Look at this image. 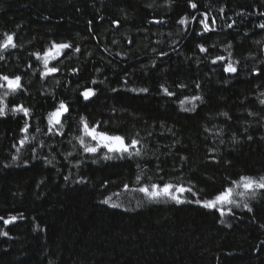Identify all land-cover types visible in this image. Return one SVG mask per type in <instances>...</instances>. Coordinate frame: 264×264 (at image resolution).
Listing matches in <instances>:
<instances>
[{
    "label": "trees",
    "instance_id": "16d2710c",
    "mask_svg": "<svg viewBox=\"0 0 264 264\" xmlns=\"http://www.w3.org/2000/svg\"><path fill=\"white\" fill-rule=\"evenodd\" d=\"M194 2L196 10L189 0H0V34L15 33L18 44L3 53L0 74L20 75L24 87L7 103L31 109L23 148L21 114L0 118V217H17L0 220L8 233L0 264H264V194L236 197L240 207L221 216L138 191L172 183L192 187L198 196L185 197L195 201L241 175H264V0ZM201 12L216 19L215 31L197 34L191 17ZM186 15L185 29L178 20ZM53 41L80 51L66 50L53 62L60 71L41 79L31 54ZM229 54L235 74L211 62ZM87 88L96 95L85 101ZM193 96L201 100L182 111ZM61 100L64 134L48 135L47 113ZM81 116L140 140L144 155L85 154L73 139Z\"/></svg>",
    "mask_w": 264,
    "mask_h": 264
},
{
    "label": "snow or ice",
    "instance_id": "6c2138e0",
    "mask_svg": "<svg viewBox=\"0 0 264 264\" xmlns=\"http://www.w3.org/2000/svg\"><path fill=\"white\" fill-rule=\"evenodd\" d=\"M189 7L192 10H196L198 5L194 0H189ZM223 12V9H220ZM264 15V13H261ZM197 15L201 16L202 19L197 21ZM154 23H161V21H153ZM191 22H198L202 28V32H198V35H203L204 33L215 31L216 19L212 18L211 23H209V15L207 13H197L191 17ZM91 23V22H89ZM178 23L181 26H186L190 23L188 16H184L178 20ZM229 28L232 27L231 24L228 25ZM261 29H264V23L258 25ZM18 47L17 37L15 33H2L0 34V60H4L5 56L3 53L14 50ZM200 52H207V49L203 45H198ZM72 49L75 52H79V47L73 48V45L67 42L57 43L53 41L50 46L41 54L39 52L32 53L31 55L35 56L36 60L42 63V70L40 71V78L45 79L49 76L55 75L60 71V68L56 66L53 62L59 61L61 57L66 55V50ZM166 55V53H162ZM227 59V63H224ZM213 64L218 62L223 65V72L228 74H235L237 68L235 66V61L231 59V54L228 58L224 56H217L211 61ZM51 65V66H50ZM31 67V65H29ZM76 70H74L75 72ZM259 75V73H256ZM93 84L96 83L95 80L92 81ZM197 88L199 85H196ZM162 87V91L165 95L171 97L174 96V92H170L168 88ZM183 88L184 85H179ZM24 91L22 84V77L20 75L9 76L7 74H0V118L6 117L9 113L16 116L21 114L24 124L21 128V132L24 133V137L19 141L20 148H23L28 142V132L31 127L29 121L31 119V109L24 106L23 104H15L11 108L7 103V98L12 95H16ZM141 92H147L148 89L142 88L139 89ZM80 95L85 101L89 100L91 97L96 95L95 90L87 88L83 90ZM201 100L200 96H193L190 99L185 98L180 101L182 111H191V109L184 108L183 105L186 103H191L195 107V101ZM264 104V100L261 101ZM69 113V106L64 102L60 101L54 109L47 113V133L52 136H62L63 128L66 123V117ZM222 115L227 116V113ZM79 131L80 135L73 137L80 147L83 149L85 154L96 155L101 149L105 150L102 158L104 160H114V159H125L132 157H142L144 153L140 147L141 141L138 139L127 140L122 135L110 134L101 129L100 122H95L90 124L88 120L81 116L79 120ZM37 132L40 131L39 128L36 129ZM251 139V137H249ZM20 148H17V152L20 151ZM72 153H68L71 155ZM13 160H16V157L13 156ZM141 176L137 175V183H140ZM67 179V177H65ZM82 182V181H78ZM127 189V185L124 186ZM239 190V191H238ZM139 192L153 203H158L160 200L171 201L177 205L184 203H196L207 210H215L220 213L221 216H224L226 213L224 209L228 207V214H231V207H240V203L237 201L236 197H239L243 200L245 197L255 198L258 194H264V175L259 177H253L250 175H241L238 179L230 182L228 186H221L211 198L200 199L197 198L195 201L185 197V193H191L192 196H198L196 191H193L192 187H184L183 185H175L172 183H164L163 185L152 183L147 186H141L138 189ZM111 197L102 201L104 204H109ZM112 208H119L120 205L112 203L110 205ZM231 206V207H229ZM244 207L247 208L249 212L252 211L248 207L247 203L244 204ZM0 220L3 221L5 226L14 223L17 220L16 216H10L5 219L0 217ZM223 222V221H221ZM0 235L7 236L6 231H0Z\"/></svg>",
    "mask_w": 264,
    "mask_h": 264
},
{
    "label": "water",
    "instance_id": "95a60500",
    "mask_svg": "<svg viewBox=\"0 0 264 264\" xmlns=\"http://www.w3.org/2000/svg\"><path fill=\"white\" fill-rule=\"evenodd\" d=\"M152 24L155 25V26H157V25L160 24V23H154V22H153Z\"/></svg>",
    "mask_w": 264,
    "mask_h": 264
}]
</instances>
